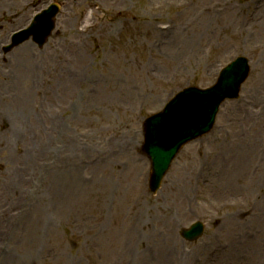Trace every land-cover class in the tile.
I'll return each mask as SVG.
<instances>
[{"label":"rangeland","instance_id":"rangeland-1","mask_svg":"<svg viewBox=\"0 0 264 264\" xmlns=\"http://www.w3.org/2000/svg\"><path fill=\"white\" fill-rule=\"evenodd\" d=\"M39 3L62 6L52 35L2 54L9 22ZM0 13V264H264V0H0ZM237 56L251 68L239 99L150 194L144 119ZM196 220L203 237L181 239Z\"/></svg>","mask_w":264,"mask_h":264},{"label":"water","instance_id":"water-1","mask_svg":"<svg viewBox=\"0 0 264 264\" xmlns=\"http://www.w3.org/2000/svg\"><path fill=\"white\" fill-rule=\"evenodd\" d=\"M249 71H250L249 67H246V61L244 59H239L236 63L230 65L223 72L219 81V85L211 92L209 91L201 92L198 90L190 91V93L184 95L180 99L178 104H174V106L177 105L178 113L181 114L187 111V106L189 102L200 103L203 106L204 112H203V116H201L199 120L203 119L204 121L208 117L209 109L213 108L214 110H216L219 103L222 102L225 98L231 96L233 92L235 93L239 92L241 83L248 77ZM185 100H189V102L182 103V101ZM198 114L199 113H196L195 115H193V117L195 118L196 116H198ZM180 119L182 120L183 118L179 117L178 121ZM151 121L147 125L148 127L147 144H148V152L151 154L152 159L154 161L151 189L152 192H155L159 189L161 184V179L168 165L170 164L171 159L173 158L176 152L175 149H172L171 152L167 154H163L164 152H161L162 149L159 148V145L162 143L163 140L169 138L173 134H177V137L182 136L184 134V131L179 130L178 133L170 134L173 132L172 130H170L167 133L170 135H165L160 132L163 131L161 127L163 125H160L157 122L151 124ZM163 121L165 123H169L168 119L163 118ZM212 124L213 121L209 124L208 127L203 128V132L207 130V128H210ZM151 125H155L157 130L152 129L151 131ZM191 127L192 126L187 125L186 128L188 132L190 131ZM182 141L183 138L179 139L177 142L181 143ZM199 228L200 226H198L195 230L199 231Z\"/></svg>","mask_w":264,"mask_h":264},{"label":"bare ground","instance_id":"bare-ground-1","mask_svg":"<svg viewBox=\"0 0 264 264\" xmlns=\"http://www.w3.org/2000/svg\"><path fill=\"white\" fill-rule=\"evenodd\" d=\"M171 30V29H170ZM170 30H168V31H166V32H163V31H161V32H163V33H168V34H172V32H173V29H172V31H170ZM170 31V32H169ZM171 35H169V36H167V37H170ZM172 43V41L171 40H169V42H168V44H171ZM27 49H28V47H26ZM19 60H20V58H19ZM20 62H21V60H20ZM24 62L25 63H28V60L26 59V60H24ZM19 64H21V63H19ZM54 126L56 127V126H58L57 125V123L56 124H54ZM67 137L69 138V141L71 140L72 142H73V140L67 135ZM130 139H132V136L130 135V137H129ZM70 168H71V172L72 173H75L76 175H78V174H82L83 173V171H85V168H83L81 171L78 169V168H73L72 169V166H70ZM237 177H238V175H237ZM62 182L61 181H57V182H55V187H58V186H62ZM64 185V184H63ZM46 190V189H45ZM44 190V191H45ZM45 194H47V191L45 192ZM136 229V228H135ZM133 233V234H132ZM128 234L130 235V237H129V239L130 240H133V241H135V240H137V237H138V234H136V232L135 231H129L128 230ZM139 256V254H136L135 255V257H134V262L136 263V261H138V262H140L141 261V259L138 257ZM144 256H145V259H146V261H150V260H152L153 258H148L147 256H146V251L144 250ZM163 263L164 264H172L173 262L170 260V258H168L167 256L166 257H164L163 258Z\"/></svg>","mask_w":264,"mask_h":264}]
</instances>
